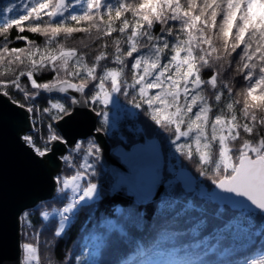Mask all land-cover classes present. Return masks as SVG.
Instances as JSON below:
<instances>
[{
	"label": "snow or ice",
	"instance_id": "snow-or-ice-1",
	"mask_svg": "<svg viewBox=\"0 0 264 264\" xmlns=\"http://www.w3.org/2000/svg\"><path fill=\"white\" fill-rule=\"evenodd\" d=\"M77 33L95 44L90 59L83 39V48L65 43ZM44 72L51 78L38 81ZM42 93L64 94L43 109L46 138L33 123L16 141L37 165H64L49 177L67 201L49 249L103 193L102 137L126 120L139 124L119 137L127 167L109 191L129 194L127 207L100 225L90 253L68 260L101 264L95 257L110 244L124 248L114 264H264V0H9L0 8V101L27 119ZM149 200L157 207L146 221L137 205ZM213 204L229 215L202 236L224 211ZM33 211L15 214L29 237L15 251L0 231V264H41ZM181 220L188 226L178 231ZM257 242V255L233 258Z\"/></svg>",
	"mask_w": 264,
	"mask_h": 264
},
{
	"label": "trees",
	"instance_id": "trees-1",
	"mask_svg": "<svg viewBox=\"0 0 264 264\" xmlns=\"http://www.w3.org/2000/svg\"><path fill=\"white\" fill-rule=\"evenodd\" d=\"M9 0H0V5H4ZM12 35H16V30H13ZM25 35H29L30 39L36 40L38 44H42V39L33 34L25 33ZM83 39L85 44L88 46L86 50L89 53V59L91 58V53L95 49V44H93L88 38L83 37L81 34H73L72 39L66 41L65 43L68 45H75L77 47L83 48V45L79 44V41ZM12 46L22 47L23 45L20 43H16ZM130 75V74H129ZM38 81L43 82L45 80L50 79L51 77L46 73L38 74ZM28 82L21 79V84L26 85ZM29 87V91H30ZM16 99H21L19 94H15V90H12ZM211 95V93H209ZM62 94H52L49 95L47 93H42L41 96L36 101V109L34 113H31L33 123L35 124V129L39 133L42 129H44L45 138L47 136L46 129L44 126L48 123V114L43 111L45 107H48L49 100H55L63 97ZM53 127L55 128V121L52 122ZM122 128L120 132H116L106 136L107 140L110 142L112 147L117 145H121L119 143V137L121 134H124L130 128H134V126L139 124V121H126L122 120L121 122ZM58 131V129H56ZM43 141L38 140L37 146H42ZM238 146V145H237ZM76 163H80L81 161L77 160ZM169 159L165 160V168H169ZM193 166L196 164V160L194 158L192 162ZM64 167V165H63ZM191 169V168H189ZM97 171L100 173L101 185L104 189L100 198L95 200L94 203L89 206L82 207L76 213L75 216L71 217V223L65 229V233L60 237H57L52 248L49 249L46 246L45 241H51L53 239V233L57 230V218L52 217L50 219H45L43 217V211L52 210L53 208H59L64 203H67L65 200H60L55 194L51 199L42 201L43 206H41L42 202L37 204L33 209L32 220L34 222V229L38 233H40L39 245H40V259L41 264H74V261H69V256L79 255L82 251L90 253L92 251L91 245L94 243L93 237L98 235L100 232V225L104 224L106 220L119 221L120 220V209H124L127 207V201L129 199V194L125 193L123 195L118 194L116 192L109 191V185L114 180L110 169L105 167L102 161L99 164ZM65 174L71 175L70 169H65ZM171 178V177H170ZM205 185L208 186V182H205ZM204 185V186H205ZM189 199L196 204L197 207L201 204V198L199 196L193 195L189 197ZM216 209L223 207L224 211L221 213L218 219L212 218L209 221V225L206 228L201 230V235H208L212 232L213 226L220 227L226 221L229 213L228 206H220L218 204L210 205ZM157 207L155 200H149L144 202L143 204H138L137 208L139 209L141 215L145 218L146 221H149L155 215V209ZM62 208V207H61ZM195 214V213H193ZM188 225L183 221L177 222L175 225V229L178 231H183ZM27 231V230H26ZM186 237H181L180 242H186ZM29 242V237H22V243ZM212 242H215L214 240ZM222 245H227L230 243L229 239H225L221 242ZM126 247V246H125ZM244 249L239 251L233 258L241 259L245 256H255L258 254V242L256 248L253 249L251 243H245ZM124 251V248L117 249L112 245H107L105 249L98 253L95 257L101 264H114V261L120 258V253Z\"/></svg>",
	"mask_w": 264,
	"mask_h": 264
},
{
	"label": "water",
	"instance_id": "water-1",
	"mask_svg": "<svg viewBox=\"0 0 264 264\" xmlns=\"http://www.w3.org/2000/svg\"><path fill=\"white\" fill-rule=\"evenodd\" d=\"M21 111L5 108L0 101V231H7L13 251L22 241L21 230L15 224V214L25 206L33 208L51 199L56 192L49 177L55 174L57 167L63 168V162L59 160L50 161L47 166L37 165L32 155L17 144L18 130L32 125L31 113L25 119ZM84 129L83 125L77 126V130ZM102 141L105 149L102 163L110 169L112 176L114 172H122L127 167L120 156L122 145L112 147L106 136L102 137ZM186 171L194 175L191 169ZM205 189L208 188L205 186Z\"/></svg>",
	"mask_w": 264,
	"mask_h": 264
},
{
	"label": "rangeland",
	"instance_id": "rangeland-1",
	"mask_svg": "<svg viewBox=\"0 0 264 264\" xmlns=\"http://www.w3.org/2000/svg\"><path fill=\"white\" fill-rule=\"evenodd\" d=\"M9 1H7L5 4H7ZM4 4V5H5ZM4 5H0V8H3L4 7ZM31 121H32V124H33V119H32V115H31ZM175 165H176V161L175 160H170V162H169V167H175ZM206 186V185H205ZM207 188H208V186H206ZM56 194V193H55ZM55 196V195H54ZM65 204L66 203H64L63 205H61V207L63 208L64 206H65ZM61 207H59V208H53L52 210H45V211H43V217L45 218V219H50V218H52V217H56L57 218V229H58V227H59V223H60V216H59V214H58V212L56 211L57 209H62ZM45 213H47V215H45ZM67 228V227H66ZM21 243H22V241H21Z\"/></svg>",
	"mask_w": 264,
	"mask_h": 264
}]
</instances>
